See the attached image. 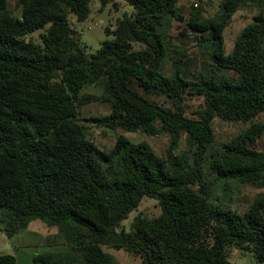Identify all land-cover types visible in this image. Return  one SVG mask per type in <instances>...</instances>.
Instances as JSON below:
<instances>
[{
	"label": "trees",
	"instance_id": "16d2710c",
	"mask_svg": "<svg viewBox=\"0 0 264 264\" xmlns=\"http://www.w3.org/2000/svg\"><path fill=\"white\" fill-rule=\"evenodd\" d=\"M16 1L18 15L0 0V229L11 235L34 218L54 226L65 246L37 254L42 264H117L103 246L141 264H228L230 244L264 264V192L243 211L209 201L199 167L204 154L222 189L264 186V151L255 147L264 135V0H219L211 15L191 6L185 18L177 0H124L133 11L105 27L111 37L90 55L67 20L69 12L83 20L88 0ZM247 4L255 11L225 51L223 29ZM175 19L205 65L168 42ZM187 95L202 96L196 118L184 114ZM91 101L108 111L79 116ZM214 116L246 125L213 145ZM91 125L114 132L108 149L88 136ZM118 128L166 131L164 156ZM181 138L192 158L175 151ZM142 196L160 211L136 213L124 229L120 221ZM0 264H15L14 255L0 253Z\"/></svg>",
	"mask_w": 264,
	"mask_h": 264
},
{
	"label": "rangeland",
	"instance_id": "374dc122",
	"mask_svg": "<svg viewBox=\"0 0 264 264\" xmlns=\"http://www.w3.org/2000/svg\"><path fill=\"white\" fill-rule=\"evenodd\" d=\"M219 0H177V4L181 6L182 15H187L188 10L196 7L205 15H211L217 8ZM7 7L14 15H18L19 5L16 0H6ZM133 11L132 5L124 0L107 1L101 5L99 0H88L87 15L83 20H76L73 13L67 14V20L70 25L71 32L77 37L82 45L85 55H90L99 46L101 40L111 37V33L105 30V27L112 29L115 26L116 19L123 13L130 14ZM255 7L247 4L236 9L230 21L223 29L224 49L228 51L231 47L233 38L238 30L250 20ZM33 31L30 36L37 39V32ZM183 33H180L182 32ZM186 32L184 22L182 20H172L171 27L168 31V42L176 47H181L186 51L188 58H191L195 66L205 65V55L201 53L199 48L195 46L191 35ZM135 47L138 44L131 42ZM193 65V64H192ZM167 68V65H166ZM84 91L98 92V87L88 85L83 88ZM153 101L161 103L165 107H171L172 100L163 96H151ZM184 114L190 118H196V110L202 106V96L187 95L183 99ZM106 102L91 101L81 106L79 116L89 114H101L108 111ZM264 117V113L259 115ZM246 125V121H225L217 116L211 120V128L213 132V145H219L223 140L235 135L241 128ZM116 132L123 133L132 141L146 140L153 150L159 155L164 156L165 148L169 141V135L166 131L156 134H146L139 130L127 131L118 128ZM88 136L100 148L108 149L114 142V132L101 127L90 126ZM255 147L264 151V135L256 139ZM185 150L189 158L192 153L183 138L179 140L175 151ZM200 173L202 184L208 185L209 201L221 203L236 211L246 209L248 203L256 194L264 192V186H254L249 183L235 184L231 183L229 189H222L220 182L210 171L206 164L204 154L200 159ZM222 181V180H221ZM196 188V184L190 183ZM160 211V207L156 200L150 196H142L139 203L134 209L129 211L128 215L120 221V226L128 229L129 221L136 213L145 215H156ZM65 244L54 226H46L39 218L31 219L27 225L18 229L11 235H7L3 229H0V253H11L14 255L15 264H42L34 257L47 250H57L64 248ZM103 248L113 254L117 264H141L137 255L125 252L121 249H113L106 246ZM228 264H254L255 259L251 250H243L235 244L227 246Z\"/></svg>",
	"mask_w": 264,
	"mask_h": 264
}]
</instances>
